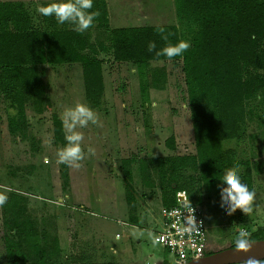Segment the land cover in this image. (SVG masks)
<instances>
[{"label":"rangeland","instance_id":"rangeland-1","mask_svg":"<svg viewBox=\"0 0 264 264\" xmlns=\"http://www.w3.org/2000/svg\"><path fill=\"white\" fill-rule=\"evenodd\" d=\"M0 1L24 2L34 28H43L42 16L35 9L49 0ZM108 3L109 27L95 23L86 31L98 49L102 44L106 46L112 28L177 25L182 40L190 43L198 30L195 22L178 17L175 0ZM98 57L103 61L106 87L100 108H94L86 99L81 64L46 66L40 71L52 100L51 113L60 117L63 107L78 102L96 110L99 123L79 129L84 133L83 146L86 149L91 145L94 154H89L78 169L58 163L56 149L62 144L54 140L51 113L36 114L31 104L27 112L34 119L29 116V132L10 134L8 117L17 111L5 99L0 102V192H5L8 200L13 193L23 198L22 206L33 222L36 243L48 254L46 264H153L159 260L172 264L174 255L155 241L163 219L164 188L156 168H141L140 160L147 157L149 150L160 157L196 154L182 63L152 62L148 69L141 70L132 63H116L111 52H100ZM156 69L165 70L167 86L163 91L151 89L146 99L140 85L151 75H158ZM150 70L153 73L149 76ZM171 136L175 139L174 150L165 145ZM224 147L238 150L243 159L250 161L256 198L250 216L239 209L225 215L220 209L221 180L199 179L195 198L205 213L207 248L214 252L232 248L240 232L250 235L264 227L261 95L248 102L242 138L227 141ZM125 157L134 159L129 168L136 196L133 206L126 199L123 182L127 173L121 161ZM184 174L197 179L201 171L187 169ZM5 204L0 207V264H7L5 237H13L28 248L24 238L5 226Z\"/></svg>","mask_w":264,"mask_h":264},{"label":"trees","instance_id":"trees-1","mask_svg":"<svg viewBox=\"0 0 264 264\" xmlns=\"http://www.w3.org/2000/svg\"><path fill=\"white\" fill-rule=\"evenodd\" d=\"M175 6L178 17L195 22L198 30L182 57L168 59L149 52L147 45L156 41L157 49L164 47L160 28L168 42L182 40L177 25L112 28L106 46L102 44L98 49L90 42L88 32L78 33L67 23L58 25L54 17L43 16V28L36 29L24 2L0 1V102L6 99L17 111L8 117L9 132H28L29 104L40 115L51 113L48 85L40 75L46 66L81 64L86 99L94 108H100L106 90L100 52H111L116 63H132L141 70L148 69L152 62L180 61L196 154L147 156L140 160L141 168L152 166L157 170L164 188L163 207L176 206L177 193L182 191L192 204H198L195 195L199 179H220L224 170L235 165H240L243 181L254 189L250 161L243 159L238 150L225 148L224 143L242 138L248 102L258 95L264 99V0H175ZM94 10L100 12L98 27H109L108 1L94 0ZM156 72L159 74L152 76L150 70L151 76L141 82L140 92L146 99L151 89H166L165 70ZM51 118L54 140L63 145L60 117L52 111ZM165 145L174 150V137H169ZM133 160L121 161L127 173L123 177L126 199L132 206L136 202L129 170ZM187 169L200 170L201 176L185 177ZM22 200L21 196L11 194L5 204V226L24 238L28 248L13 237H5L7 264H46L48 254L36 243L34 225L25 214ZM249 236L253 241L263 240L264 227Z\"/></svg>","mask_w":264,"mask_h":264},{"label":"clouds","instance_id":"clouds-1","mask_svg":"<svg viewBox=\"0 0 264 264\" xmlns=\"http://www.w3.org/2000/svg\"><path fill=\"white\" fill-rule=\"evenodd\" d=\"M36 13L43 17H54L58 25L66 23L78 33L88 31L96 23L100 15L99 10H94V0H49L48 3L37 5ZM161 39L165 41L162 48L157 49L156 41H149L147 49L149 52L155 51L158 57H182L191 47L188 40H180L176 43L168 42V36L164 29H159ZM60 120L64 130L65 143L56 149L57 162L69 167L80 168L82 161L89 154H94L95 149L89 145L85 149L83 146L84 133L79 129L87 128L89 124L97 125L99 116L96 110L87 103L78 102L74 106H65L60 112ZM51 143V141H49ZM223 187L219 188L220 209L225 215H232L237 209L247 216L254 211L256 191L245 183L241 176L240 165H235L223 171L220 177ZM8 201V195L0 192V207ZM187 208L191 210L186 215L185 230H195L198 223L193 215L194 209L190 204ZM254 241L245 232H240L234 241V249L237 251H249L254 246ZM250 264H254L255 259L249 258Z\"/></svg>","mask_w":264,"mask_h":264},{"label":"built area","instance_id":"built-area-1","mask_svg":"<svg viewBox=\"0 0 264 264\" xmlns=\"http://www.w3.org/2000/svg\"><path fill=\"white\" fill-rule=\"evenodd\" d=\"M177 202L176 206L162 207L163 219L156 231L155 241L174 255L175 262L172 264H187L205 256L208 228L204 210L199 204H192L186 192L177 194ZM188 204L194 209L193 215L198 223L195 230H185V217L191 212Z\"/></svg>","mask_w":264,"mask_h":264},{"label":"water","instance_id":"water-1","mask_svg":"<svg viewBox=\"0 0 264 264\" xmlns=\"http://www.w3.org/2000/svg\"><path fill=\"white\" fill-rule=\"evenodd\" d=\"M254 243V246L247 252L237 251L232 247L214 252L187 264H245L250 263L249 258H254V263L264 261V239L254 241Z\"/></svg>","mask_w":264,"mask_h":264},{"label":"crops","instance_id":"crops-1","mask_svg":"<svg viewBox=\"0 0 264 264\" xmlns=\"http://www.w3.org/2000/svg\"><path fill=\"white\" fill-rule=\"evenodd\" d=\"M108 1V0H107ZM109 4V3H108ZM36 114H38V113H36ZM30 115H28V118H29V125L31 124V121H30V117H31V119H34L32 116H30ZM30 128V127H29ZM28 132H29V130H28ZM11 134V133H10ZM31 138H33V137H31ZM155 151V150H154ZM148 154H151L150 156L151 157H157V156H154V153H150V150L149 151H147V156H148ZM141 157H144V154H142L141 155ZM125 158H128V157H125ZM153 264H168V263H166V262H164V261H157L156 263H153Z\"/></svg>","mask_w":264,"mask_h":264},{"label":"flooded vegetation","instance_id":"flooded-vegetation-1","mask_svg":"<svg viewBox=\"0 0 264 264\" xmlns=\"http://www.w3.org/2000/svg\"><path fill=\"white\" fill-rule=\"evenodd\" d=\"M212 253H214V250L211 249V248H208V249H207V252H206V254H205V256L211 255ZM205 256H204V257H205ZM255 263H256V262H255ZM260 263L264 264V261H260Z\"/></svg>","mask_w":264,"mask_h":264}]
</instances>
